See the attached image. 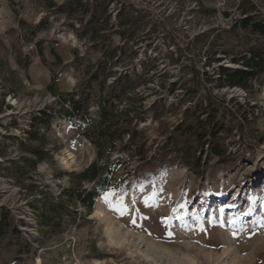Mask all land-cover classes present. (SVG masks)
Listing matches in <instances>:
<instances>
[{"label":"rangeland","instance_id":"374dc122","mask_svg":"<svg viewBox=\"0 0 264 264\" xmlns=\"http://www.w3.org/2000/svg\"><path fill=\"white\" fill-rule=\"evenodd\" d=\"M125 1L147 19L135 41L112 38L116 55L109 67L134 79L144 107L132 125V153L120 152V143L106 150L102 173L122 182L95 201L90 215L77 205V215L64 214L59 227L55 218L41 224L34 202L41 196L25 189L34 184L58 197L69 175L96 159L82 135L99 122L100 86L92 83L90 124L55 117L49 130L39 129L51 158L32 180L20 186L7 164L0 169V209L20 233L0 242V264H264V71L246 92L217 88L212 79L219 65L206 66L212 41L219 51L240 49L223 33L238 7L245 2L264 15V0ZM42 21L45 28L34 32ZM77 29L76 20L47 10L44 0H0V151L7 161H17L19 152L5 138L24 139L31 119L59 95L84 87L103 58ZM223 65L235 67L228 60ZM122 108L140 105L126 101ZM198 118L195 134H188ZM211 130L219 132L214 140Z\"/></svg>","mask_w":264,"mask_h":264},{"label":"trees","instance_id":"16d2710c","mask_svg":"<svg viewBox=\"0 0 264 264\" xmlns=\"http://www.w3.org/2000/svg\"><path fill=\"white\" fill-rule=\"evenodd\" d=\"M44 1L47 10L76 20L79 24V29L76 30L77 37L88 41L91 47L100 51L103 57L97 61L84 87L72 93L59 95L57 101L50 108L42 111L38 118L31 119L29 129L23 133L24 139L18 141L14 138H5L16 142L19 152L17 161H7L5 153L0 151V169H3L2 171L7 164L9 166L8 174L20 186H23L24 180H32L30 174L35 173L41 162L51 158L45 149L44 137L39 136V129L49 130L55 117L67 122L90 124L91 84H99L101 94L96 104L99 111V122L90 132L83 131L82 133L96 148V159L82 172L70 174L68 187L53 199L49 198L47 193L37 191L38 187L34 184L25 186L29 195L38 193L41 196L39 201H34L39 206L37 210L41 224H46L47 220L55 218L59 221L53 226L59 227V222L64 214H68L70 219L77 215V205L85 210V215H90L95 201L110 189L119 187L122 182V180L115 182L109 171L106 174L102 173L106 166L104 161L108 155H106V150L109 153L120 143V152L128 155L132 153V144L136 139L135 128L132 125L134 121L143 118L144 107H141V97L135 93L137 85L134 79L126 74L116 75L109 67L110 60H113L116 55V49L112 47V38L117 36L120 40L128 43L135 41L139 30L147 19V13L134 9L125 0H66L61 5H56L51 0ZM238 11V18L223 33L232 37L228 38L229 41L237 44L234 49H237L239 45L240 49L219 51L218 46L220 45L215 44L217 41H212L208 47V52L212 54L209 56L206 66L210 67L212 63L219 65L215 74L216 78L212 79L217 84V88H238L248 92L251 83L264 71V15H261L253 5L247 9L245 2L238 7ZM44 28L45 22H39L34 28V32ZM238 32H241L242 36L239 37ZM249 42L253 43L249 45ZM191 47L188 44L185 50L190 51ZM38 54L42 58L41 49L38 50ZM217 54L220 57L214 59ZM212 59L213 61H211ZM224 60H228L235 67L224 66ZM108 77H112L114 80L106 87L104 85ZM173 87H171V91H173ZM49 88L52 91V87ZM104 90H108V93L105 94ZM126 101L138 102L140 108L119 110V107ZM1 102L4 103V97ZM200 122V118H198L194 121L195 125L187 127L188 130L190 129L188 134H195L194 126ZM213 127L214 124H212V129ZM191 128L194 129L191 130ZM218 133V130H211L208 135L211 140H214ZM202 135L205 133L197 135L200 139L201 150ZM125 137H127V141L124 143ZM213 150L214 148L212 149L214 156H221V153ZM85 182L92 184L89 190L84 188ZM72 207L73 212L69 211ZM9 233L16 239L20 237L17 227L10 221V213L5 209H0V242ZM17 244L20 242L18 241Z\"/></svg>","mask_w":264,"mask_h":264}]
</instances>
